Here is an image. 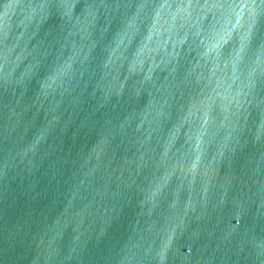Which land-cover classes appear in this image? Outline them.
I'll list each match as a JSON object with an SVG mask.
<instances>
[{"label":"water","instance_id":"obj_1","mask_svg":"<svg viewBox=\"0 0 264 264\" xmlns=\"http://www.w3.org/2000/svg\"><path fill=\"white\" fill-rule=\"evenodd\" d=\"M0 264H264V0H0Z\"/></svg>","mask_w":264,"mask_h":264}]
</instances>
